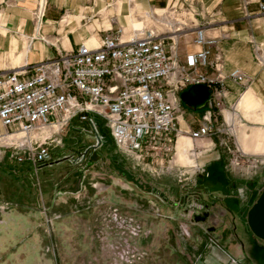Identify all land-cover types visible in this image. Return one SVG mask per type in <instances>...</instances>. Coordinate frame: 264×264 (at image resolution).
Here are the masks:
<instances>
[{
    "label": "rangeland",
    "instance_id": "374dc122",
    "mask_svg": "<svg viewBox=\"0 0 264 264\" xmlns=\"http://www.w3.org/2000/svg\"><path fill=\"white\" fill-rule=\"evenodd\" d=\"M129 1L133 8L134 0ZM37 2L38 23L47 0ZM134 16L138 20L133 19L132 25L141 21V29L155 33L177 27L170 28L161 19L162 12H134ZM191 17L182 11L174 18L189 24L195 21ZM126 26L120 27L129 37L134 28ZM257 61L264 66V60ZM93 119L101 145L95 148L88 125L75 119L71 128L69 123L51 136L60 143L52 144L50 166L45 168L9 158L7 145L20 135L3 140L7 147L0 157V264H237L219 233L210 232L218 227L216 219L201 223L193 219L206 210L196 200L206 195L200 185H212L205 181L206 169L177 166L174 157L169 168L165 164L161 169L163 174L159 166L148 173L138 166L119 165L104 121ZM45 136L49 133L36 138L42 141ZM102 145L103 150H98ZM176 168L189 172L182 183L175 177ZM164 174L168 181L157 182ZM174 202L176 208L170 211L174 216H166V206ZM247 255L251 263L264 264L263 251L257 257L252 251Z\"/></svg>",
    "mask_w": 264,
    "mask_h": 264
},
{
    "label": "built area",
    "instance_id": "2783aa9c",
    "mask_svg": "<svg viewBox=\"0 0 264 264\" xmlns=\"http://www.w3.org/2000/svg\"><path fill=\"white\" fill-rule=\"evenodd\" d=\"M191 10L190 5L174 2L163 13L172 15L168 18L175 24L169 19L166 23L170 28L177 26L174 31L155 33L143 27L124 37L122 27L110 28L97 47L81 44L72 53L26 66L23 71L0 73V157L8 146L9 158L17 163L48 164L52 144L60 143L51 136L63 132L73 119L88 125L96 148L102 141L93 119L96 116L104 121L124 155L136 162L161 169L166 164L169 168L180 132L179 95L201 84L208 88L209 98L203 124L189 133L190 139L218 137L219 146L229 155L225 169L241 177H251L264 168V156L244 155L231 147L228 133L217 124L216 112L222 108L225 94L219 39L208 36L205 28L194 21L180 24L174 18ZM189 33L198 50L180 59L176 39ZM228 78L235 83L252 81L239 69H233ZM45 133L49 136L40 141ZM19 135L3 145L6 137ZM188 173L176 168L178 183Z\"/></svg>",
    "mask_w": 264,
    "mask_h": 264
},
{
    "label": "crops",
    "instance_id": "0c3cea01",
    "mask_svg": "<svg viewBox=\"0 0 264 264\" xmlns=\"http://www.w3.org/2000/svg\"><path fill=\"white\" fill-rule=\"evenodd\" d=\"M174 2L190 5L193 17L189 19L202 25L208 36L219 39L225 94L223 107L216 112L217 124L228 133L231 147L244 155L264 156V66L257 61L264 60V0H134L133 8L129 0H47L38 23L34 17L37 0H0V73L23 71L26 66L54 59L61 53H72L81 44L97 47L104 31L126 23V28L138 31L143 25L141 21L132 25L133 19L138 20L134 12L153 15L158 11L162 12V20H168L163 13ZM176 21L185 24L182 18ZM189 36L184 41L181 37L176 39L180 59L198 50L191 43L193 35ZM233 69L246 73L252 81L249 84L231 81L228 74ZM206 71L214 75L213 71ZM205 112V107L193 110L181 103L174 162L177 166L206 169L205 181L212 185L209 188L200 185L206 195L196 200L205 206L201 213L208 214L207 220L217 221L218 227L210 232L219 233L222 245L237 264H253L247 252L252 251L257 257L258 251L264 252V240L250 232L247 213L264 189V168L248 179L241 178L225 169L229 155L219 146L218 137L190 139L189 133L202 126ZM108 136L116 163L138 166L148 173L157 169L158 166L136 162L124 155L109 132ZM103 148L102 145L98 150ZM159 172L163 174L161 168ZM168 177L165 174L157 177V182L164 184ZM166 207L165 215L174 216L170 211L176 208L175 202Z\"/></svg>",
    "mask_w": 264,
    "mask_h": 264
},
{
    "label": "water",
    "instance_id": "95a60500",
    "mask_svg": "<svg viewBox=\"0 0 264 264\" xmlns=\"http://www.w3.org/2000/svg\"><path fill=\"white\" fill-rule=\"evenodd\" d=\"M209 98V90L206 86L197 84L190 86L179 95L181 103L193 110L204 108ZM208 217L207 213L195 215V222H204ZM247 225L250 232L259 240H264V189L256 202L247 213Z\"/></svg>",
    "mask_w": 264,
    "mask_h": 264
},
{
    "label": "bare ground",
    "instance_id": "6f19581e",
    "mask_svg": "<svg viewBox=\"0 0 264 264\" xmlns=\"http://www.w3.org/2000/svg\"><path fill=\"white\" fill-rule=\"evenodd\" d=\"M10 137V136H9Z\"/></svg>",
    "mask_w": 264,
    "mask_h": 264
}]
</instances>
